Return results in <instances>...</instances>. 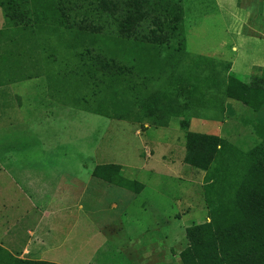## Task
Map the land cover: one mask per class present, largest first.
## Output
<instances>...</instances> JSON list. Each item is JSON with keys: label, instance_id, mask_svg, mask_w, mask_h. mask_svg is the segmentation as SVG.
Segmentation results:
<instances>
[{"label": "rangeland", "instance_id": "1", "mask_svg": "<svg viewBox=\"0 0 264 264\" xmlns=\"http://www.w3.org/2000/svg\"><path fill=\"white\" fill-rule=\"evenodd\" d=\"M183 6L185 45L176 53L182 56L183 63L177 70L171 68V72L184 73L194 67L195 60L213 59L217 71L240 85L251 87L260 83L258 79L264 75V0H183ZM0 28H5V24L0 23ZM112 31L115 35L114 28ZM18 33L12 32L14 38L25 40L24 33ZM46 37L43 33L36 34L37 45L33 47L21 44L29 54L21 57L26 60L36 56L45 62L38 69L14 67L13 63L21 57L15 54L11 63V58L2 55L0 46V79L5 81L10 77L12 66L19 72L12 75L19 76L17 81L0 85V164L8 165L6 157L10 156L17 166L31 172L35 185L28 187L30 191L47 197H73L71 201H64L61 209L64 212L72 209V213L65 212L56 221L64 247L54 254L66 256V264H139L142 253H147L140 243L146 239L156 241L169 220L173 226L166 244L175 247L177 264H181L179 253L188 245L187 230L211 221L207 196L212 186V175L185 163L188 139L180 129L181 118H173L170 127L159 128L137 111L125 115V121L119 120L109 102L100 108L104 102L95 97L76 98L70 87L72 82L68 84L69 89L56 86L59 80L63 82L71 77L72 67L62 63L66 52L59 47L62 58L58 57L56 64H48L49 58L58 56L54 54L56 44L52 41L60 38L59 35ZM161 52L164 56L168 50L163 47ZM30 74L39 76L26 79ZM233 88H227L228 93ZM228 93L224 90L208 97L210 104L203 106L202 118L190 121V131L226 140L247 153L258 150L264 142L260 133L264 129V108L255 111L241 101L229 100ZM228 97L231 96L228 94ZM54 116L58 122L60 119L57 128L51 121ZM105 166L119 176L115 180L123 183L113 185L106 177L100 180L81 175L86 171L93 174L95 169ZM1 190L4 186L0 182ZM138 194L142 197L131 203L134 213L124 234L132 251H124L118 247L123 240L118 235L120 230L117 232L115 227L108 228L101 223L104 219L100 218L111 214L89 213V206L97 203L90 201L92 198L107 200L98 202L97 206L107 205L109 210L117 197ZM153 196L170 197L167 202L152 205L165 206L162 212L171 205L172 214L175 210L178 214L169 220L163 214L162 230L158 228L150 235L146 228L153 227V214L136 208L146 197ZM80 203L84 211L76 208Z\"/></svg>", "mask_w": 264, "mask_h": 264}, {"label": "trees", "instance_id": "2", "mask_svg": "<svg viewBox=\"0 0 264 264\" xmlns=\"http://www.w3.org/2000/svg\"><path fill=\"white\" fill-rule=\"evenodd\" d=\"M0 7L5 16L0 46L11 63L15 54L29 56L21 44L36 46V34L46 39L59 35L60 41H52L58 56L48 64H56L62 58L58 47L64 48L62 63L72 67V74L63 82L58 77L56 86L69 89L72 82L76 98L95 97L104 102L100 108L109 102L119 120L137 111L155 127L167 128L173 118H181L180 129L188 139L186 165L212 175L207 196L211 221L187 230L181 264H264V142L247 153L226 140L190 131V121L202 118L203 106L210 104L208 97L228 93L230 86L234 93L229 91V100L255 111L264 108V75L260 83L242 86L217 71L213 59L195 60L184 73L171 72L183 63L176 54L185 45L183 0H46L32 9L27 0H0ZM18 31L25 40L14 38L12 32ZM163 47L168 52L161 56ZM17 61L13 66L26 70L45 63L36 56ZM13 66L0 85L17 81ZM260 133L264 136V129ZM110 169L97 168L93 177L122 184ZM0 264L52 263L23 262L0 247Z\"/></svg>", "mask_w": 264, "mask_h": 264}, {"label": "crops", "instance_id": "3", "mask_svg": "<svg viewBox=\"0 0 264 264\" xmlns=\"http://www.w3.org/2000/svg\"><path fill=\"white\" fill-rule=\"evenodd\" d=\"M32 6L38 4V1L43 3L46 0H27ZM0 23L5 24L4 14L2 8L0 7ZM3 28H0V30ZM59 122L60 119L58 118ZM55 127H59L60 123L56 120V116L51 120ZM1 153H8L2 152ZM9 161L8 165L0 164V182L4 186V190L0 192V247L9 252L15 259L23 262H45L52 264H66L64 258L66 256H56L54 253L59 252L64 247V240L59 237V231L56 229V221L63 218L65 212L67 214L72 213V209L68 211H63L62 204L64 201H71L73 197L65 195L58 196L54 195L47 197L42 193H37L30 191L28 187L32 184V173L24 170L23 166H20L13 162L12 157H6ZM1 159L4 161L5 157ZM18 175L21 176L18 179ZM85 177H93L91 172H84L81 174ZM81 177V176H78ZM3 195V196H2ZM122 197H117L109 205V210L107 205L97 206L98 202H106L107 200L91 199V203L97 202L96 204H91L89 206V213L97 214L106 213L111 214L107 218L101 221L104 226L108 228H116L118 232L121 243L118 245L120 249L124 251H132V246L128 241L125 240L124 234L126 228L131 224L129 220L134 213V208L131 205L135 202L137 198L142 197V194L137 196L121 195ZM170 197L165 196H153L146 197L143 204L139 205L136 209H147L149 213H152V219L154 222L153 227H147L146 233L150 235L155 232L158 228H162V216L163 214L169 218L176 217L178 214L175 210L172 214V207L169 205V209L162 212L161 208H165L155 204L153 202L169 201ZM126 201L129 205L123 203ZM171 202V201H170ZM178 203V201H175ZM117 203H122L118 205ZM168 206V205H167ZM80 211H84L85 207L83 203L76 206ZM133 208V209H132ZM121 209V210H120ZM95 211V212H94ZM109 211L111 213H109ZM118 211V212H117ZM145 211V212H147ZM100 212V213H99ZM117 213H119L117 215ZM130 213V214H129ZM125 216L122 218V216ZM96 220V219H95ZM105 221V222H104ZM169 224L166 225L163 234L154 240H145L140 243V246L145 249L146 254L142 253L140 256L141 262L137 261L139 264H177V255H175V247L168 246L167 241L171 238L168 234H171L172 221L169 220ZM100 223V224H101ZM172 224V225H171ZM98 225V224H96ZM171 225V226H170ZM162 230V229H161ZM122 235V236H121ZM164 236V240L161 237ZM154 243V244H151ZM119 244V243H118ZM152 245H155L151 247ZM181 253V252H180ZM179 253V255H180ZM52 255V256H51ZM180 257V256H179ZM66 259V258H65ZM121 264V263H120Z\"/></svg>", "mask_w": 264, "mask_h": 264}]
</instances>
